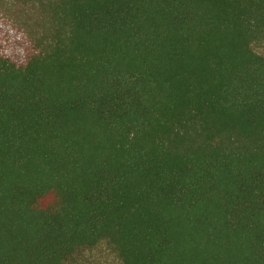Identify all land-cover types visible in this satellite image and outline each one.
<instances>
[{
	"label": "trees",
	"instance_id": "trees-1",
	"mask_svg": "<svg viewBox=\"0 0 264 264\" xmlns=\"http://www.w3.org/2000/svg\"><path fill=\"white\" fill-rule=\"evenodd\" d=\"M0 44V264H264V0H24Z\"/></svg>",
	"mask_w": 264,
	"mask_h": 264
},
{
	"label": "rangeland",
	"instance_id": "rangeland-1",
	"mask_svg": "<svg viewBox=\"0 0 264 264\" xmlns=\"http://www.w3.org/2000/svg\"><path fill=\"white\" fill-rule=\"evenodd\" d=\"M38 13L24 0H0V44L5 50L23 53L31 47L29 32L36 28ZM264 57V40L253 44ZM70 264H121L116 253L105 243L78 252Z\"/></svg>",
	"mask_w": 264,
	"mask_h": 264
}]
</instances>
